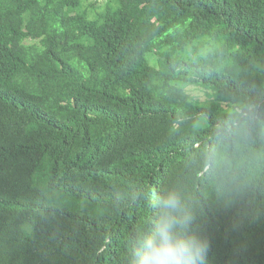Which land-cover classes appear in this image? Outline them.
Wrapping results in <instances>:
<instances>
[{"label": "trees", "instance_id": "1", "mask_svg": "<svg viewBox=\"0 0 264 264\" xmlns=\"http://www.w3.org/2000/svg\"><path fill=\"white\" fill-rule=\"evenodd\" d=\"M168 189L264 264V0H0V264H125Z\"/></svg>", "mask_w": 264, "mask_h": 264}, {"label": "clouds", "instance_id": "2", "mask_svg": "<svg viewBox=\"0 0 264 264\" xmlns=\"http://www.w3.org/2000/svg\"><path fill=\"white\" fill-rule=\"evenodd\" d=\"M154 206L151 226L129 243L125 264H207L210 240L196 227V214L183 195L165 190Z\"/></svg>", "mask_w": 264, "mask_h": 264}, {"label": "rangeland", "instance_id": "3", "mask_svg": "<svg viewBox=\"0 0 264 264\" xmlns=\"http://www.w3.org/2000/svg\"><path fill=\"white\" fill-rule=\"evenodd\" d=\"M95 0H83L84 7L89 6ZM103 0H101V3ZM188 91L191 93L192 96L200 98L202 100L206 99V91L202 87H198L197 85H192L188 87Z\"/></svg>", "mask_w": 264, "mask_h": 264}]
</instances>
